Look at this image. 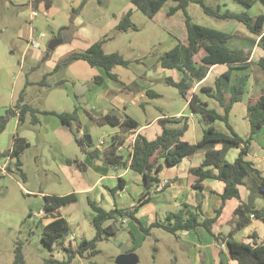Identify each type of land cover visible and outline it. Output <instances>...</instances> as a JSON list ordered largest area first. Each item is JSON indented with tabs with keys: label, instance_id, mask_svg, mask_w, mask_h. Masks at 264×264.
I'll return each mask as SVG.
<instances>
[{
	"label": "rangeland",
	"instance_id": "1",
	"mask_svg": "<svg viewBox=\"0 0 264 264\" xmlns=\"http://www.w3.org/2000/svg\"><path fill=\"white\" fill-rule=\"evenodd\" d=\"M64 1L52 0L57 12L55 17L45 18L44 14L36 11L37 15H30L29 18L28 7L18 9L5 0H0V52L4 50L3 55L12 60L13 64V67L9 66V61L6 60L7 63L3 66L8 73L6 85L0 86V110L14 104L22 90L24 101L38 110L61 112L77 107L81 129L85 128L89 134L92 145L88 148L92 149L99 145L100 140L104 142L103 147L107 146L114 134L121 133V128L118 125H100L84 114V105L80 102V97L74 94L76 85L85 89L84 96L94 116L109 111L122 118L130 116L140 125L161 114H174L184 106L187 98L165 81L168 76L179 79L178 70L163 68L158 63L159 56L172 48L177 39L185 40V30L180 21L183 19L182 11L178 10L170 18L162 16L174 1L167 0L153 19L134 7L130 0H83V6L76 10L71 9L70 3L66 6ZM218 1L227 2L223 8L232 11H247L251 15L264 13V5L260 1L252 6L236 0ZM204 2L213 7L218 4L215 0ZM128 9H132L131 21L137 29L118 30L116 25ZM187 12L192 21L199 25L232 32L241 37H255L240 22L220 20L205 14L196 2H189ZM29 22L33 23L35 29L31 39H36L39 47L30 45L29 40L27 44L24 35H18L20 27ZM61 23L66 24L67 29L59 34L61 41L53 49H48L49 41L57 38L56 25ZM40 33L44 34L43 38L39 36ZM102 38H106L102 44L105 53L118 52L129 61L127 66L116 65L112 69L119 82L110 80L103 68L90 66L84 60H73L52 71L68 53L82 51ZM21 59L23 67L19 68ZM47 72L45 83L40 85V80ZM249 73L259 75L258 80L264 85V72L257 64L253 65ZM97 75L103 77L100 85L93 81V77ZM148 89L158 93V96L146 94ZM246 102L243 97L229 113L230 124L242 137L247 136L249 127ZM208 106L219 109L213 100H208ZM189 112L190 108H183V113ZM37 116L38 120L32 122L31 115L27 114L17 130L18 133H26L29 142V146L20 154L21 168L26 178L23 180L15 172L8 173L7 167L6 173L0 172V264H12L14 248L18 242L22 244L25 264H44L47 259L59 261L50 264H116L115 257L127 247L132 248L138 257L135 264L175 263L171 252L175 251L176 239L173 234L160 227H153L151 234L144 236L138 243L134 242L127 228L122 227L117 234L104 237L96 243V254H91L90 250H86L83 255L74 252L69 260L68 251L60 245L61 242H56L51 248L43 242L42 222L48 218H41L45 214L42 215L44 199L37 191L48 194L67 191L73 182L70 180L72 174L77 175L80 186H89L95 181L97 174L93 170L79 169L74 164L70 167L66 162L67 158H85L74 140L75 136L82 135L74 121L69 128L63 123H53L57 120L55 116L41 112ZM197 119L199 122L196 134L199 138L201 129L207 123L199 114ZM212 124L216 129L226 132L222 121L216 120ZM159 125L161 124L155 123L145 133L150 135ZM2 163L3 159L0 158V166ZM122 169V166H116L110 170L113 173ZM131 176L137 177V173L132 172ZM157 196L162 194L158 193ZM76 197L74 202L62 206L59 213L71 228L67 237L75 235L76 240L77 235L81 234L90 239L94 235V228L91 224L93 210L89 201L109 209L113 204L112 195L99 184L93 191L76 194ZM57 245L60 246L55 248ZM75 246L76 244H68L66 248L73 251Z\"/></svg>",
	"mask_w": 264,
	"mask_h": 264
},
{
	"label": "trees",
	"instance_id": "2",
	"mask_svg": "<svg viewBox=\"0 0 264 264\" xmlns=\"http://www.w3.org/2000/svg\"><path fill=\"white\" fill-rule=\"evenodd\" d=\"M38 0H34V6ZM47 6H50L51 0H44ZM134 7L142 10L145 15L153 19L161 6L167 0H130ZM175 3L170 5L162 16L170 18L178 10L183 13V19L180 20L185 30V40H180L176 44L165 51L158 58V63L163 68H170L178 70L180 78L174 81L172 77H166L167 84L176 87L183 97L192 88L195 82L203 79L208 69L215 64L225 63L227 69L216 76L213 80L212 87L202 86L200 91L210 98L217 101L221 107L222 112H218L215 108L209 107L206 101H203L198 94L193 93L189 98L190 111L199 114L208 125L203 129L200 139L195 143H188L181 139L188 127L186 117L171 118L161 117L158 119L162 126L161 132L153 139H148L144 135L138 133L135 137L132 153L126 152L125 155L118 151V147L122 143V137L114 134L111 142L103 147L98 145L92 149L88 148V153L93 159L101 158L104 162L111 166H129L130 169L141 176L143 185V192L138 200V203L133 207L117 208L113 207L109 210L102 206L89 201L90 207L93 210L91 224L94 228V235L92 238H82L76 245L75 250L68 249L67 259L69 260L74 252L83 255L86 250H90L91 254H96V243L104 237L113 235L119 227H122L123 222L119 217H126L131 219L138 228L148 234L150 229L155 226L164 228L166 231L174 234L177 230H188L194 228L196 225H203L209 232L211 225L216 221L220 210H216L214 216L207 218L203 217L201 211L197 207L195 211H190L188 215L184 216L181 212H172L168 216L167 223L153 222L149 226H144L139 218L136 217L138 206L142 204L145 197L149 194V189L159 181L153 171H159L162 168L161 163H155L152 160L157 148L161 147L167 165H173L179 162L183 157L190 156L200 149L205 151V157L201 164L196 168H190V173L196 176V181L193 184L195 189L202 187L201 182L206 178H214L224 182V188L220 194L224 201L228 198L239 197L237 186L249 183L250 194L249 197L253 199L256 195L264 198V177L261 182L257 184L250 179L249 173L243 161V155L249 151L250 140L254 133L264 126V93L261 94L256 101L247 105V119L249 122V132L246 137L238 135L228 121V114L232 105L241 99L244 85H235L233 92L226 99L225 94L228 90L231 70L234 67L244 65L248 62L250 53L238 46H231L228 44L230 34L226 31L218 30L212 27L202 26L194 23L187 12V6L190 1L196 2L201 7L202 11L214 18L223 20H234L242 23L245 28L259 36L258 46L264 51V14L260 13L256 16H251L247 11L234 12L229 9L221 10L219 6L212 7L204 2V0H172ZM246 6H252L256 1H260L264 5V0H236ZM132 9H128L116 25L118 30H126L128 28L137 29V26L131 21ZM67 29L66 26H61L57 31V38L59 34ZM106 38H102L93 42L86 49L82 51H72L63 57L52 69H58L61 65L67 64L73 60H84L90 66H99L103 68L106 76L115 82H119L118 76L112 71L116 65L127 66L129 61L124 59L118 52L105 53L102 48L103 42ZM259 66L264 69V60L261 58L258 61ZM45 73L40 80V85L46 81ZM94 83L102 84L103 77L100 75L93 77ZM146 94L150 96H158V93L148 89ZM24 90L21 91L14 108L18 111L19 122L24 120L26 114L31 115L32 122L37 120V113L40 111L29 103L24 102ZM83 112L90 118L95 119L98 124L118 125L122 132L130 131L139 128V122L130 117H119L109 111L105 114L94 116L91 110L82 107ZM41 113L55 114L63 124L71 127L72 121L77 125L78 130L82 125L79 121L78 109L75 107L71 112L54 110ZM15 114V111L8 108L4 115L0 116V133L5 129L9 118ZM216 120L222 121L227 129V132L220 131L212 125ZM175 122V126H169L167 123ZM74 140L84 151L85 147H90L92 144H87L81 136H75ZM221 143L220 149H215L214 145ZM29 146L26 138L21 137L15 133L13 138L12 148L10 150L1 151L0 157L9 155L11 158L16 157L15 163L9 162L7 165L8 171L15 172L24 180L26 175L21 168L20 154ZM239 147L240 150L234 161L229 162L225 158V153L229 148ZM67 163H74L80 167L82 162L78 160L67 159ZM212 164L217 173H213L209 169H204L206 165ZM122 179L115 188L110 189V193H114L122 188ZM43 209L46 210L44 216L41 218H52L42 227V240L50 248L56 242H61L69 231V226L66 219L58 212H54L62 206L68 205L76 200V194L70 193L65 195H44ZM252 203L239 204L234 212L233 228L227 236L223 234H214L215 240L220 242L226 240L230 257L237 261L238 264H264V245L252 246L249 243L237 241L232 237V233L249 223L251 217L258 218L264 223V208L253 209ZM43 215V214H42ZM107 219H112L113 222L103 227V223ZM118 222V224H117ZM60 239V240H59ZM59 262L54 259L45 260L44 264ZM12 264H25L24 255L22 252V244L18 242L14 248V255ZM219 264H222L220 261Z\"/></svg>",
	"mask_w": 264,
	"mask_h": 264
},
{
	"label": "crops",
	"instance_id": "3",
	"mask_svg": "<svg viewBox=\"0 0 264 264\" xmlns=\"http://www.w3.org/2000/svg\"><path fill=\"white\" fill-rule=\"evenodd\" d=\"M5 1L9 3L12 7H17L18 9H22L23 7H28V9H30L29 18H31L30 15L32 9H35L36 11H38V13L44 14L45 18H49V16L55 17V15L57 14L56 9L53 7L52 0L50 6H47L44 0H38L35 6L33 3L34 0H5ZM215 1L218 2L216 6H219L221 10L228 9V8H223L227 4V2L225 1L220 2L218 0ZM64 2L66 3V6L69 3L72 4L70 7L73 10H76L77 8L83 6V0H65ZM257 14L260 13H256L254 15L250 14V15L254 17ZM32 24L33 23L29 22L28 24L22 25L20 27L21 28L20 31L18 32L19 36L24 35L27 44L29 43L28 40L30 41V39L32 38L33 32L35 30ZM61 26H66V24L61 23V25H56L57 31L58 28H60ZM263 32H264V25H263ZM228 33L230 34V38L228 40L229 45L241 47L244 50L249 51L250 53L248 62L246 64L234 67L231 70L229 86L225 94V97L227 99L230 96V94L233 92L235 85H239V84L244 85V90L241 99L235 102L234 104L240 102L243 99V97L246 98L247 100L246 118H247V105L256 101L258 97L264 93V85H262L260 83V80H258L259 75L255 76L254 74L249 73V70L252 69L254 64H257L259 66L258 61L261 58L264 60V51L258 46V40H259L258 35H255L250 32L251 36L255 35L254 38H251L250 36L241 37V36L233 35L232 32H228ZM3 54H5L4 50L0 52V86L1 87H4L6 85L5 80L7 78L6 74L8 73L7 69L3 67L4 64L7 63L6 60L8 59L7 56H4ZM34 56L37 57L38 54ZM8 61L10 64L9 66H12L13 65L12 60L9 59ZM21 67H23L22 59L20 60L19 63V68ZM226 69H227V64L225 63H218L212 65L208 69L205 77L193 84L192 88L189 90V94H187V96L185 97L187 98L186 103L176 113L161 114L155 116L151 121H148L147 123L142 125L139 124V128L137 129L126 132L121 131L120 134H117L120 135V137H122L123 139L121 143V145L123 146L122 153H124L125 155V153L128 152L127 145L129 144L130 136L133 133H135L136 135L140 133L145 137H147L148 139L155 138L156 135H158L162 130L161 125H159L157 129L155 128V130L151 134L149 133L150 135H148L145 132L148 131L151 127H153L155 123H159L158 119L161 117H171L175 119L179 117H186L188 122V127L184 132L183 136L181 137V139L191 144L197 142L202 135L203 129L208 125V123L206 122L207 123L206 126L201 129L200 132L201 135L198 138L196 134V132H198L196 130L197 129L196 125L197 122H199V120L197 119L198 114L193 113L191 111L185 114L183 113V108H189L188 105L189 98L193 93L198 94V96L203 101L207 102V105H208V100H213L214 103H217L216 100L206 96L204 92L200 91V87L202 86L212 87L214 78L219 74H221L222 72H224ZM262 72H264V69H262ZM172 79L174 81L178 80V79L175 80L173 77ZM24 102L25 101L23 100V103ZM14 104H11L9 107H5L0 110V116L4 115L8 108H11L15 111V114L12 115L13 118L9 119L8 123L5 126V129L0 133L1 151L10 150L12 148L14 135L15 133H18L17 130L19 124L22 122V121L19 122L18 111L17 109L14 108ZM234 104L232 105L230 111L232 110ZM218 107L219 109L218 108L215 109L218 112H222L221 107L219 105ZM72 110H69V112H71ZM39 111L43 112L44 110H39ZM42 114L55 116L57 120L54 121L53 123L62 124L60 119L55 114H51V113H42ZM26 115L24 116V120L26 118ZM37 120H38V116H37ZM228 121H229V114H228ZM169 123L175 125L177 124L175 122H169ZM231 126L233 127L235 132L238 135H240L237 129L232 124ZM248 132H249V127L246 134H248ZM18 135L28 140L26 133L20 132L18 133ZM249 145H250L249 147L250 149L249 151H247V153L243 155V161L249 173L250 179H252L257 184H259L262 178L264 177V126L261 127L256 133H254L252 139L250 140ZM221 147H222L221 143H217L214 145L215 149H220ZM239 150H240L239 147L229 148L225 153L226 160L229 162L234 161V159L238 155ZM82 152L84 153L85 158L82 160L76 158L75 160L82 162L80 166L82 169L93 170L97 174V178L95 179V181L89 186L87 185L80 186L78 184L77 175L72 174L70 175L71 177L70 180L73 182L70 183L71 187H69L67 191H64L59 194H55V193L48 194L44 191L39 190L37 191L39 195L44 196V195H65L70 193H75V194L87 193L93 191L99 184H101L103 187H105V189H107L110 192V189L115 188L119 181V178H121L122 188L117 190L114 193V195L110 193L113 199V204L111 208L133 207L136 205V203H138V200L143 192V185L141 182V176L139 174H137V177H132L131 173L133 171L130 169L129 166H123V169L121 171L112 173L110 169L111 168L115 169L116 166L114 167L107 164L101 158L93 159L88 153V147H85V150L84 151L82 150ZM161 152H162V148L161 147L157 148L155 154L152 157V160L155 163L162 164L161 170L153 171V174L157 176L159 180L158 182H160L161 180H166V184L160 190L155 188L156 184L149 189V194L145 197L147 200H144L142 204L138 206V210L135 214L136 217L139 218V220L142 222L144 226H149L153 222L167 223L168 222L167 218L169 214L172 212H181L183 213L184 216H186L189 214L190 211H195V209L198 207L202 213L201 218L203 217L210 218L214 216L216 210L219 209L220 212L216 218V221L211 225L210 232L203 225H196L192 229L177 230L173 234L176 239V243L174 244V249H173L175 251L171 252L173 254V258L175 261V263L173 264H219L220 261H222V264H238L236 260L230 257L226 240L217 242L215 240V237L213 236V233L223 234L227 236L228 233L233 228V220L235 218L233 212L235 208L241 203H245V204L252 203L251 205L253 209L256 210L262 209L264 208V198L262 196L256 195L253 199H251L249 197L250 194L249 183H247L237 186L239 191V197L237 198L232 197L223 201L221 199L220 194L224 188V182L214 178L204 179L201 182L202 187L199 189H195L193 187V184L196 181V176L190 173L189 170L190 168H196L201 164L202 160L205 157V151L203 149H200L190 156L183 157L179 162L173 165H167L165 163V159L163 155H161ZM0 158L3 159V163L1 166L5 165V167H7L8 163L11 162L12 159L9 155ZM67 164L71 167L70 163ZM80 167L77 168L80 169ZM204 169H209L213 173H217V169L212 164L206 165ZM158 193H161L162 196H157ZM59 210L60 208H58L54 212L57 214V212L59 213ZM44 213H46V210L43 209L42 214ZM59 214L61 215V213ZM51 219L52 218L48 217L47 221L42 222V225L44 226V224L49 222ZM112 222H113L112 219H107L103 223V227L110 225ZM122 227L127 228V230L130 233V236L133 237L135 243H138L139 241H141V239H144V236L147 237L149 234H151V229L153 228L152 227L150 229L148 234H145L138 228V226L131 219H128L126 222H124ZM122 227H119L114 234H117L120 231L119 229ZM155 227H159V226H155ZM70 230L71 228L69 226V231ZM69 231L61 241V243L65 245L68 244L71 246H74L75 244L77 245L82 238H85L81 234L77 235L78 239L76 237V240L71 238L72 235L70 237H67L70 233ZM232 237L237 241L249 243L252 246L264 245V223L258 218L251 217L248 224H246L242 228L232 233ZM156 240L158 239L156 238ZM124 251L133 252L134 250L132 248L127 247L124 249Z\"/></svg>",
	"mask_w": 264,
	"mask_h": 264
},
{
	"label": "water",
	"instance_id": "4",
	"mask_svg": "<svg viewBox=\"0 0 264 264\" xmlns=\"http://www.w3.org/2000/svg\"><path fill=\"white\" fill-rule=\"evenodd\" d=\"M61 41L60 38H53L49 41L48 43V49H53L55 47L56 44H58ZM84 92L85 89H83L82 86L80 85H76V87L74 88V94L76 96L80 97V102L84 105V108L89 110L90 109V105L87 103V99L84 96ZM105 114V112H104ZM81 133H82V137L84 138L85 142L87 144H90L91 139L89 134L86 132L85 128L81 129ZM16 161V157H13L11 159L12 163H15ZM138 258L137 255L133 252H126V251H122L121 253H119L116 257H115V263L116 264H135L137 262Z\"/></svg>",
	"mask_w": 264,
	"mask_h": 264
},
{
	"label": "built area",
	"instance_id": "5",
	"mask_svg": "<svg viewBox=\"0 0 264 264\" xmlns=\"http://www.w3.org/2000/svg\"><path fill=\"white\" fill-rule=\"evenodd\" d=\"M31 15H36V10L35 9H32V11H31ZM39 36L40 37H44V34L43 33H40L39 34ZM30 45H32L33 47H39V42L36 40V39H30ZM135 137H136V134L135 133H133L131 136H130V141H129V144L127 145L128 146V152H130V154L132 153V150H133V145H134V141H135ZM103 140H100L99 141V144L100 145H103ZM122 148H123V146L122 145H120L119 147H118V151H121L122 150ZM0 171H2V173H5L6 171H5V165H3V166H0ZM166 184V180H161L160 182H158L156 185H155V188H157V189H162L163 187H164V185ZM120 218V221H122L123 223L124 222H126L127 220H128V218H126V217H119ZM74 237H75V235H72L71 236V238L72 239H74ZM60 245H62V246H64V247H66L67 245H65V244H63V243H61ZM60 245H57L55 248H57L58 246H60ZM59 248H61V247H59Z\"/></svg>",
	"mask_w": 264,
	"mask_h": 264
}]
</instances>
